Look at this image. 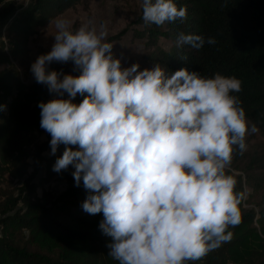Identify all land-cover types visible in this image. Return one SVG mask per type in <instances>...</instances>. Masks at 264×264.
Instances as JSON below:
<instances>
[{"label":"clouds","instance_id":"clouds-1","mask_svg":"<svg viewBox=\"0 0 264 264\" xmlns=\"http://www.w3.org/2000/svg\"><path fill=\"white\" fill-rule=\"evenodd\" d=\"M186 16L175 0H142L146 24ZM55 26L51 50L30 67L54 95L38 104L40 127L51 136L52 155L65 146L53 171L72 166L75 185L82 181L88 192L82 210L103 214L108 255L118 264H191L230 242L245 199L233 153L243 154L257 130L236 95L242 82L186 68L166 76L159 64L125 68L106 42V24L89 19L73 28L57 18ZM205 43L216 40L185 33L176 40L196 50ZM69 61L78 75L49 70Z\"/></svg>","mask_w":264,"mask_h":264},{"label":"trees","instance_id":"trees-1","mask_svg":"<svg viewBox=\"0 0 264 264\" xmlns=\"http://www.w3.org/2000/svg\"><path fill=\"white\" fill-rule=\"evenodd\" d=\"M82 1L0 0V106H5L0 108V264H118L108 255L111 238L99 228L103 214L82 210L88 192L82 181L79 187L75 185V169L53 171L65 146L61 144L55 155H44L51 153V136L40 127L38 104L52 99V94L46 85L35 80L25 85L21 78L30 67L31 44L39 30ZM175 2L186 8V19L162 26L146 24L142 16L137 20L136 37H145L153 45L152 52L145 53V64L149 69L159 64L166 76L186 68L207 77L217 72L237 77L242 90L236 95L248 121L264 137V0ZM179 33L202 35L205 40L213 37L216 43H205L199 50L177 47ZM162 40L169 43L168 51L157 45ZM49 70L79 74L56 62ZM82 100L78 94L73 102ZM40 135L44 142L39 141ZM250 162L257 174L248 176L244 184L236 177V190L243 192L247 187V192L242 221L230 228L231 241L191 264H264V147ZM13 181L20 186L12 191L2 188ZM57 181L65 182L61 193L38 196L39 188Z\"/></svg>","mask_w":264,"mask_h":264},{"label":"rangeland","instance_id":"rangeland-1","mask_svg":"<svg viewBox=\"0 0 264 264\" xmlns=\"http://www.w3.org/2000/svg\"><path fill=\"white\" fill-rule=\"evenodd\" d=\"M142 16V0H83L74 9H69L65 11L58 18L66 19L70 22L71 27L76 28L81 23L93 19L97 26L101 23L107 26V38L106 42L112 43L113 54L115 57L121 60L122 67H130L134 63H138L140 66L139 70H143L149 67L145 64V53L152 52V44H147V39L136 37V32L140 30V25L137 20ZM56 20L43 29H40L33 43L31 44L30 60L29 65L36 60V58L41 54H46L52 48L54 43V36L56 34ZM165 51L169 49V43L167 41L157 42ZM59 67H64L65 65L73 69V62L68 63H58ZM30 67L27 70L25 76H21L23 83L25 85L32 84L34 77L30 71ZM19 71H21L19 69ZM52 98L54 95L52 94ZM249 122V121H248ZM253 126L249 122V127ZM256 127V126H255ZM256 132L249 131L245 138L246 151L240 154L239 150L233 153V160L231 163V168L235 170L237 176H240L243 180L250 175H256L257 172H253V166L251 164V158L257 152L261 151L264 147V137L262 131L256 127ZM40 142H44L45 139L43 135L38 136ZM28 162L32 165V147L28 148ZM59 152L57 149L56 154ZM45 156H50L51 153L47 152ZM32 169L29 170V173ZM41 174H37L36 180ZM13 184L2 185V188L8 191H12L14 187L20 186V183L16 181ZM65 188L64 181H57L51 183L49 186L38 189V196L40 197L45 193L48 197H52L56 194L61 193ZM247 187H243V193L246 196ZM259 199H256V202ZM253 208L254 206H246ZM257 211V209L255 208Z\"/></svg>","mask_w":264,"mask_h":264}]
</instances>
